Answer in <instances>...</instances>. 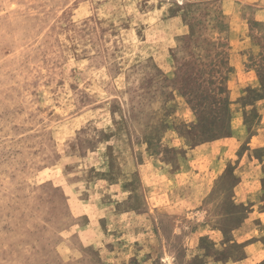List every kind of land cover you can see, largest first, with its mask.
<instances>
[{"label": "rangeland", "instance_id": "1", "mask_svg": "<svg viewBox=\"0 0 264 264\" xmlns=\"http://www.w3.org/2000/svg\"><path fill=\"white\" fill-rule=\"evenodd\" d=\"M244 93L264 0H0V264H238Z\"/></svg>", "mask_w": 264, "mask_h": 264}, {"label": "crops", "instance_id": "2", "mask_svg": "<svg viewBox=\"0 0 264 264\" xmlns=\"http://www.w3.org/2000/svg\"><path fill=\"white\" fill-rule=\"evenodd\" d=\"M247 85L256 88L252 79ZM237 96L228 113L229 136L206 147L213 152L221 148L222 155L216 153V158L223 164L226 154L233 152L235 180L226 196L239 210L238 243L245 256L238 264H264V98Z\"/></svg>", "mask_w": 264, "mask_h": 264}]
</instances>
